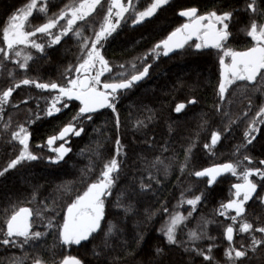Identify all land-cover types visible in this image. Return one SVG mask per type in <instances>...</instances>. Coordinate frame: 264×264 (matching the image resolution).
<instances>
[{"label":"trees","instance_id":"1","mask_svg":"<svg viewBox=\"0 0 264 264\" xmlns=\"http://www.w3.org/2000/svg\"><path fill=\"white\" fill-rule=\"evenodd\" d=\"M78 1L48 0V15L58 13L66 4ZM132 2L139 10H142L150 3V0H132ZM191 2V0H169V3L159 9L153 17L135 26L131 23V13H126L125 21L121 22L117 31L104 43L102 53L112 67L113 76L124 70L131 72L133 63L136 64L137 70H142L145 60L151 65L149 75L119 98L117 102L120 119L118 130L116 113H113L110 108L97 110L91 121L83 122L85 131L81 136L70 138L69 147L72 151L59 163L46 161L51 154L47 150L45 141L49 136L57 134L76 114L79 103L73 101L71 106L62 110L60 114L41 118L28 127L31 133L30 149L40 158L36 161L23 162L0 176V228L6 229L4 209L7 208L10 214L13 204L33 209H43V205L47 204L49 208L43 211L47 216H54L55 223L59 225L66 211V205L77 194H81L88 183L99 177L103 163L115 155V140L119 136L122 148L117 159L121 163V172L110 199L115 201L116 193L126 190L135 204V209L125 216L121 209L108 204L107 220L116 222L121 229L110 241L111 247L104 250L100 256L94 255V247L97 251H100L102 247L103 237L99 235L95 240L90 238L81 245L66 249L58 242V227L46 229L37 220L34 230L47 232V235L38 242L39 251L33 253L29 246H25L24 249L0 246V264H7L8 257L25 254L29 257L39 255L48 261V264H59L66 255V250L68 256H76L84 264H114L116 257L124 259L125 264H154V261L159 259L154 255L156 246H162L165 243L159 230L167 219V215L150 214L160 209L162 204L166 205L170 211L175 209L187 214L189 207L185 205L177 207L182 193L186 198L204 193V198L183 233H180V238L186 240L185 233L189 228H194L202 216L220 221L208 226V235L215 237L212 241L215 245L213 248L215 260L225 264L224 250L228 247V243H225L223 228L226 223L215 215V209L231 197L234 177L231 173H225L218 177L216 183L208 187L206 178H197L192 173L215 163L242 159L243 154H249L254 159H264V125H259L262 131L258 132L257 139L252 145H248L247 153L242 152L239 156L234 154L235 147L243 142V133L248 120L255 115L258 107L264 104V91H260L259 101L255 103L251 88L246 91L231 88L226 93L223 103L220 104L221 110L218 112L214 105V87H212L215 72H211L210 80L202 74L196 79L190 70L195 68L203 72L204 69L210 68V71H215L219 66L218 54L215 50L193 51L186 45L185 49H178L168 56L161 54L159 58H155L151 55L150 50L154 45L182 24L184 19L178 13L181 8L192 6ZM26 3L28 0H0V46H2V29L7 18ZM210 3L218 5L221 9L231 4L241 10L237 14L238 22L230 26L235 39L230 41L229 46L236 50H243L244 47L249 46L244 31H241L248 23V16L243 12L245 0H213ZM102 15L103 10H98L87 19V24L81 22L76 27H79L84 35L92 36L93 28L97 29ZM44 20L45 17L42 14L34 13L27 25L28 29ZM45 53L33 54V60L29 61L27 70L19 69L11 61L6 62V70L0 71V91L6 89L8 84L14 83L13 78L8 75L9 71L14 73L16 79L23 78L26 74L29 78L39 79L41 82L55 81L63 84L68 78L66 69L69 66H75L81 56L78 39L72 33L63 37L58 45L48 47ZM146 53L147 57H145ZM119 65L126 67L123 70L119 68ZM106 77H109V73ZM48 94H50L48 91L37 89L34 85H21L20 88L15 89L11 97L15 107H7L3 113L5 120L10 117V120H18L21 124L23 116L36 109L33 96ZM191 97L197 98L195 105H189L181 114L173 111L176 102L186 101ZM26 98L29 99L20 105L19 102ZM249 102H251V111L245 117L244 112L248 110ZM15 103L18 105L16 106ZM147 109H152L155 113L150 121L145 119L150 115ZM225 112L235 123L222 135L214 149L211 151L204 149L203 145L210 143L211 132L217 129L223 132L224 126L228 124L229 116H225ZM137 119L144 120L146 126L137 127ZM205 120L207 124L201 127ZM0 133H3V128L0 129ZM191 142H195V146L192 148L188 168L181 171L180 164L184 161L185 149ZM97 143L100 145L102 154L99 158L92 155V150L96 149ZM163 144H167V151H162ZM19 148L17 142H10L9 134L0 135V170H3L7 163L18 155ZM82 149L83 154H81ZM157 156L169 165L167 173L161 166L158 173L160 183L153 182V190L146 194L132 195L133 186L138 188L140 175L147 177L146 163H150ZM90 158L94 168L84 175L83 170L89 165ZM61 185L64 187H60ZM34 190L36 191L35 200L32 199ZM254 203L255 201H252L248 205L246 218L254 226L263 225L264 205L259 208L260 217L257 218L258 215H255L257 208ZM53 204L55 213L51 212ZM140 235L143 236V240L137 244L135 241ZM208 243L209 241L205 240L201 246L206 248ZM201 260L202 257L190 255L184 252L182 247L172 246L166 250L163 264H201ZM26 264H31V259L26 260ZM244 264H264V248L258 247L255 253L248 250V257Z\"/></svg>","mask_w":264,"mask_h":264},{"label":"snow or ice","instance_id":"2","mask_svg":"<svg viewBox=\"0 0 264 264\" xmlns=\"http://www.w3.org/2000/svg\"><path fill=\"white\" fill-rule=\"evenodd\" d=\"M168 3L169 0H150L147 6L139 10L132 0H127V3L124 0H110L98 30L93 28L92 36H86L79 27L74 28L73 26L77 24V21L87 24L86 18L97 11V6L103 8L101 0H79V3H69L51 16L48 15V0H28V3L7 18L2 29L3 46H0V69L6 70V62L11 61L19 69L27 70L29 61L33 60V54L27 51V48L30 47L39 54H46V47L58 45L62 37L69 33L78 39L81 56L75 66H69L66 69L68 78L63 84L55 81L41 82L39 79L29 78L26 74L23 78L16 79L14 73L9 71L8 75L13 78L14 83L0 91V118H2L5 106L9 104L13 92L21 85H34L35 88L50 93V102L46 101V107L43 110L48 117L60 114L62 110L68 109L73 101H78L79 106L76 114L61 128L58 135L48 137L47 145L49 147L57 139L64 141L58 148L53 149L56 152L55 157L50 156L48 158L52 163H59L72 151L71 147L65 146L68 143L65 138L72 135L81 136L85 131L83 122L91 121L97 110L110 108L113 113H116V128L118 130L120 126L119 113L117 112L119 98L124 92L132 89L149 75L151 65L145 60L142 70H137L136 64L133 63L131 72L121 71L113 76L112 67L102 53L103 45L117 31L121 22L125 21L126 13H131V23L135 26L147 18L153 17L159 9ZM240 11L232 5H229L227 9H221L218 5H214L210 10L204 12H201L197 6L183 7L178 15L187 18V22L176 27L166 38L154 45L150 53L156 58H159L161 53L168 56L178 49H185L186 45L194 47L196 50L215 49L220 67L217 94L221 101L225 99L229 86L237 81L245 82V89L251 86L255 91H264V0H245L243 12L248 16V23L241 31H244L245 35L251 38V43L243 50H236L229 46L230 41L235 39V34L230 26L238 22L237 14ZM34 13L42 14L45 20L29 30L27 25ZM61 20L66 21V23L60 24ZM53 29H58V31L53 32ZM37 34L40 36L38 37ZM45 37L47 39H43ZM189 41L192 42L191 45H189ZM147 56L146 53L145 57ZM226 58H228L227 61ZM125 67V65H119L120 69H125ZM73 71L75 76L71 75ZM105 73H109V77L102 81L101 77ZM52 93L54 95H51ZM196 103V97L176 102L173 111L181 114L189 105ZM216 109L219 112L221 106L217 105ZM147 111L150 115L145 119L150 121L154 118L155 113L152 109H147ZM249 111H251V102H249L248 110L244 112L245 117L248 116ZM224 115L229 116L227 112ZM234 123L235 121L229 116L228 124L224 126L223 132L219 129L212 131L210 143H205L204 149L209 151L214 149L220 142L222 135L228 132ZM205 124H207L206 120L202 122L201 127ZM258 125H264V104L260 105L255 115L248 120L243 133V142L235 147L234 154L239 156L242 152L247 153L248 145H252L257 138L255 133L262 131ZM136 126L145 127V121L137 119ZM169 129L171 130V126ZM8 134H10V142H18L20 148L18 155L11 159L3 170H0V176H3L10 169H15L23 162L36 161L40 158L30 149L31 133L25 124H19L16 130H11L9 118V121L4 123L3 133L0 135ZM115 144V155L103 163L99 177L88 183L83 193L77 194L66 205V212L62 217L61 224L55 223L54 216L45 214L43 209L49 208L47 204L43 205V209L13 204L10 214L7 208L4 209L6 229L0 228V246L18 247L20 249L29 246L33 253H37L39 251L38 242L47 235L45 231L34 230V225L38 220L46 229L58 227L57 239L61 246L81 245L82 242H87L90 238L95 240L97 236L102 235V247L100 251L94 247L93 254L100 256L104 250L109 249L111 247L110 241L117 236L121 229L116 222L107 220L108 204L121 209L125 216L135 209V204L129 198L130 194L126 190L117 192L115 201L110 199L114 189H116L121 172V163L117 159L122 148L119 136H117ZM194 146L195 142H191L185 149L184 161L180 164L181 171L188 168ZM161 149L167 151V144L161 145ZM83 151L82 149L81 154ZM92 155L101 157L99 143H97L96 149L92 150ZM253 160L251 155L243 154L242 159L215 163L192 173L197 178H206L208 187L216 183L218 177L225 173H231L239 180L232 185L234 191L231 197L226 202L220 203L219 207L215 209L216 216L231 221L223 228V236L228 241V247L224 250L225 264H244L248 257L249 248L253 253L257 251V246L264 248V225L254 227L253 223L246 218V205L249 201H253L254 194L256 199L264 205V195L257 192L258 186L264 192V159L259 160L260 166H252ZM161 166L167 173L169 165L159 156L150 163H146L147 177L145 178L143 174L140 175L138 188L133 186L131 194H146L152 191L153 182L160 183L158 173ZM93 168L94 163L90 158L89 165L83 170L84 175ZM254 177H259V179L256 180ZM60 187L64 186L61 185ZM65 191H69V189H65ZM203 198L204 193L192 195L190 198H186L185 194L182 193L177 207L183 204L190 206L187 214L175 209L170 211L163 204L160 209L150 214L163 213L167 215V219L159 230L165 243L162 246H156L154 255L159 259H156L154 264H163L165 252L172 246L182 247L184 252L195 257H202L201 264H220L213 255L215 245L212 241L215 240V237L208 235V226L213 223H220V221L202 216L197 221L196 226L189 228L185 233L187 239L180 238V233H183L187 227ZM32 199H36L35 190ZM51 212L55 213L54 204L51 207ZM236 225H238V229ZM237 231L241 234H249L251 242L247 248L243 245L241 247L234 245V233ZM257 232L261 234L259 238L255 235ZM142 240L143 236L140 235L135 242L138 244ZM205 240L209 241L206 248L201 246ZM125 246H127V242H125ZM28 259H31V264H48V261L39 255L29 257L27 254L8 257L7 264H26ZM59 264H84V262L76 256H64ZM114 264H125V260L116 257Z\"/></svg>","mask_w":264,"mask_h":264},{"label":"flooded vegetation","instance_id":"3","mask_svg":"<svg viewBox=\"0 0 264 264\" xmlns=\"http://www.w3.org/2000/svg\"><path fill=\"white\" fill-rule=\"evenodd\" d=\"M192 2H191V5L192 6H197L199 9H200V11L201 12H204V11H207V10H210L214 5H213V3H210V2H212L213 0H205V1H202V0H191ZM231 5V4H230ZM228 6L229 5H225L224 6V9H227L228 8ZM183 19H184V21L182 22V23H185V22H187V18H184L183 17ZM246 38L248 39V42H249V44L251 43V38L250 37H247L246 36ZM193 39H195V37H193ZM191 41H189V45H191ZM250 46V45H249ZM192 48V50L193 51H201V50H196L194 47H191ZM207 50H215V49H203L202 51H207ZM216 51V50H215ZM217 52V51H216ZM227 59L228 58H226V61H227ZM218 65H219V58H218ZM211 72H215L214 73V85L212 86V87H214V100H215V102H214V105H220L221 103H223L220 99H219V97H218V82H219V73H220V67L218 66V68H216L215 69V71L214 70H211L210 71V68H206V69H204V71L203 72H201V74L203 75V76H205V77H207L209 80H210V78L212 77V73ZM137 85V84H136ZM245 82H242V81H237L235 84H233V85H231V86H229V90L231 89V88H233V89H235V90H237V91H246V90H249L250 88H251V90H252V99H253V101L255 102V103H258V101H259V97H260V91H255V90H253V88L250 86V87H248L247 89H245ZM226 96V95H225ZM10 100H11V98H10ZM31 126V125H30ZM29 126V127H30ZM258 127H259V125H258ZM56 135V134H55ZM255 135H256V137H257V135H258V132L257 133H255ZM71 137H73V135L72 136H70V137H67L66 138V140L67 141H69V143H70V138ZM48 139V138H47ZM257 139V138H256ZM47 141V140H46ZM46 141H45V144H46ZM30 142V141H29ZM61 143H64V141H59V140H56L54 143H53V145L51 146V150H49V147L47 146V144H46V147H47V150H48V152L51 154V156L52 157H55V155H56V152H54L53 151V149L54 148H58L59 147V145L61 144ZM69 143L67 144V147H69ZM259 160H261V159H259V158H256V159H254L253 160V165L252 166H260L259 165ZM46 161H48L49 162V159H47ZM61 162V161H60ZM254 179H256V180H258L259 179V177H254ZM234 180V183H237V182H239L238 180H236V179H233ZM233 183V184H234ZM232 184V185H233ZM232 185H231V188H232ZM84 191V190H83ZM82 191V192H83ZM81 192V193H82ZM232 192H233V189H232ZM257 192L258 193H261L262 195H264V192H262L261 191V188L258 186V189H257ZM253 201H255V203H254V206L257 208V210H256V212H255V215H258L257 216V218H259L260 217V215H259V208L260 207H262L263 205L261 204V202L258 200V199H256V197H255V195H254V197H253ZM252 201H250L247 205H246V211H247V208H248V205L251 203ZM185 207H190V206H188V205H186L185 204ZM66 212V211H65ZM65 214V213H64ZM234 214V213H233ZM219 217V216H218ZM220 219L223 221V222H225L226 224L227 223H231V221H226L225 220V218L224 217H220ZM62 223V222H61ZM60 223V224H61ZM264 225V224H263ZM259 226H262V225H258V226H254V227H259ZM236 227H237V229H238V225H236ZM255 235L259 238L260 236H261V234L260 233H255ZM224 240H225V243L227 244L228 243V241L224 238ZM250 242H251V240H250V236H249V234H247V233H243V234H241V233H239L238 231L237 232H235L234 233V245L236 246V247H241V245H243L245 248H247L248 247V245L250 244ZM83 243V242H82ZM73 246H77V245H70V246H62V247H64V248H66V249H69V248H72ZM258 247H260V246H257V248ZM248 250H251L250 248L248 249ZM67 251V250H66ZM65 251V253H66V255H64V256H68V252H66ZM252 251V250H251ZM63 256V257H64ZM62 260V259H61Z\"/></svg>","mask_w":264,"mask_h":264},{"label":"rangeland","instance_id":"4","mask_svg":"<svg viewBox=\"0 0 264 264\" xmlns=\"http://www.w3.org/2000/svg\"><path fill=\"white\" fill-rule=\"evenodd\" d=\"M109 2H110V0H101V3H102V5H103V8H101L100 6H97V11L98 10H103V15H104V13L106 12V10H107V7H108V4H109ZM124 2L125 3H127V0H124ZM76 3H79V1L78 2H76ZM96 11V12H97ZM96 12H94V13H92L91 14V16L92 15H94ZM103 15H102V17L100 18V20H99V23H98V26H97V30H98V28H99V25H100V23L102 22V19H103ZM90 16V17H91ZM90 17H88V18H90ZM88 18H86V20L88 19ZM82 21H77V24L76 25H74L73 27L74 28H76V26L79 24V23H81ZM66 23V21H64V20H61L60 21V24H65ZM28 27V26H27ZM30 30V29H29ZM56 31H58V29H53V32H56ZM70 34V33H69ZM37 36L39 37L40 36V34H37ZM65 37V36H64ZM63 38V37H62ZM43 39H47L46 37L45 38H43ZM1 40H2V35H1ZM2 46H3V40H2ZM21 47H24V46H21ZM48 47H46V49H47ZM27 51H29V52H32V54H39V53H37L36 52V50H34V49H31L30 47L29 48H27ZM155 57V56H154ZM156 58V57H155ZM22 59V58H21ZM124 70V69H123ZM191 71H192V75H194L195 76V78L197 79V78H199L200 77V75H201V71H199V70H195V68H192V69H190ZM0 71H3V69H0ZM124 71H126V70H124ZM71 75L72 76H75V72L73 71L72 73H71ZM107 75V73H105V75L104 76H102L101 77V80L103 81L104 80V78H105V76ZM68 77V76H67ZM10 84H8V86H9ZM51 95H54V93H52ZM29 98H31V97H29ZM29 98H26L24 101H20L19 102V104L21 105V104H24L25 103V101L27 100V99H29ZM33 98H34V105L36 106V109H34L32 112H30L28 115H24L23 116V121H22V123L23 124H25L26 125V127L28 128L30 125H32V124H34L35 122H37L39 119H41V118H44V117H46V115L44 114V109H45V107H46V101H49L50 102V94H48V95H39L38 97H34L33 96ZM32 98V99H33ZM15 105L17 106L18 105V103H15ZM7 107H11V108H14L15 106H13V101H9V104L8 105H6L5 106V109H4V112L6 111V108ZM10 118V117H9ZM9 118L8 119H6L5 120V117H4V114L2 115V118H0V129L1 128H3V125H4V123L5 122H8L9 121ZM20 121H18V120H10V128H11V130H16V127H17V125H19L20 123H19ZM21 123V124H22ZM9 137H10V134H9ZM18 143V142H17ZM20 147V146H19ZM234 177V176H233ZM233 179H236V180H238V178L237 177H234ZM239 181V180H238ZM185 204H183V206H184ZM187 205V204H186ZM182 207V206H181Z\"/></svg>","mask_w":264,"mask_h":264},{"label":"water","instance_id":"5","mask_svg":"<svg viewBox=\"0 0 264 264\" xmlns=\"http://www.w3.org/2000/svg\"><path fill=\"white\" fill-rule=\"evenodd\" d=\"M132 26H134V25L132 24ZM170 54H172V53H170ZM170 54H169V55H170ZM138 83H139V82H138ZM138 83H137V84H138ZM77 102H78V101H77ZM102 109H105V108H102ZM58 133H59V132H58ZM58 133H57L56 135H58ZM66 138H67V137H66ZM66 138H65V139H66ZM73 138H76V136L73 135ZM47 140H48V139H47ZM57 140H59V139H57ZM59 141H61V140H59ZM68 143H69V141H68ZM68 143H67V144H68ZM46 144H47V141H46ZM67 144L65 145L66 147H67ZM47 146H48V145H47ZM48 147H49V146H48ZM51 149H52V148L49 147V150H51ZM68 154H69V153H68ZM68 154H67V155H68ZM233 191H234V189H233ZM82 193H83V192H82ZM82 193H81V194H82ZM254 195H255V194H254ZM249 202H250V201H249ZM249 202H248V203H249Z\"/></svg>","mask_w":264,"mask_h":264}]
</instances>
